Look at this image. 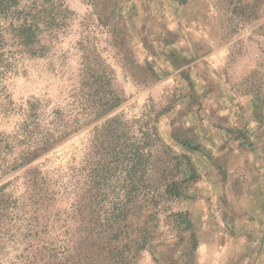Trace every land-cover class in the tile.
I'll return each mask as SVG.
<instances>
[{
    "label": "rangeland",
    "instance_id": "obj_1",
    "mask_svg": "<svg viewBox=\"0 0 264 264\" xmlns=\"http://www.w3.org/2000/svg\"><path fill=\"white\" fill-rule=\"evenodd\" d=\"M30 6L47 21L34 54L12 36L21 21L0 17V264H45L66 228L62 264H104L92 233L100 213L77 170L105 118L15 161L57 134L56 112L70 122L82 72L103 67L122 97L107 116L133 128L149 118L197 174L170 204L191 227L163 235L138 264H264V0H17Z\"/></svg>",
    "mask_w": 264,
    "mask_h": 264
},
{
    "label": "trees",
    "instance_id": "obj_2",
    "mask_svg": "<svg viewBox=\"0 0 264 264\" xmlns=\"http://www.w3.org/2000/svg\"><path fill=\"white\" fill-rule=\"evenodd\" d=\"M16 5L17 0H0V17L10 13L21 21L10 26L12 36L23 50L34 54L38 26L41 22L46 25L47 21L35 12L33 6L18 10ZM240 13L238 16H243ZM103 68L104 73L100 75L82 72L74 95L75 103L66 114L70 122L59 118V115L64 117L62 112H56L54 132L57 134L46 133L35 139L34 145L26 148L25 155L15 161L38 150L43 151L56 138L105 118L93 128V135L85 147L83 165L77 172L84 177V188L100 213L92 233L96 243L100 244L104 264H138L145 251H151L161 243L163 235L191 227L188 213L174 212L170 204L184 196L187 184L195 180L197 174L186 155L176 153L161 141L149 118L144 121L136 119L133 122L137 127L133 128L117 116H107L121 104L122 97L111 87L114 80L112 69L107 72L106 67ZM57 118L61 122H57ZM20 133L34 135L26 124ZM21 165V162L12 163L8 169ZM36 180L33 177L30 183L34 187L31 202L39 205L43 197L39 196L38 190L35 191ZM7 206L8 203L0 198V217ZM59 236L57 243L61 244L60 247L56 248L54 243L46 247L45 264H62L56 255L60 250L62 255L66 248L69 250L72 237L68 228ZM82 238L79 236L73 248Z\"/></svg>",
    "mask_w": 264,
    "mask_h": 264
}]
</instances>
